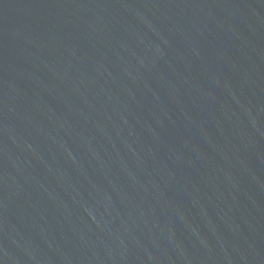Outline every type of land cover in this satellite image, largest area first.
I'll list each match as a JSON object with an SVG mask.
<instances>
[{
  "label": "water",
  "instance_id": "obj_1",
  "mask_svg": "<svg viewBox=\"0 0 264 264\" xmlns=\"http://www.w3.org/2000/svg\"><path fill=\"white\" fill-rule=\"evenodd\" d=\"M0 264H264V0H0Z\"/></svg>",
  "mask_w": 264,
  "mask_h": 264
}]
</instances>
